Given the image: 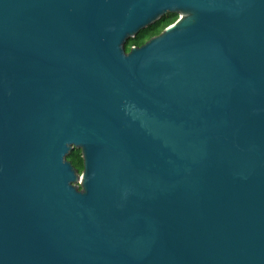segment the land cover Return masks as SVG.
<instances>
[{
    "label": "water",
    "instance_id": "1",
    "mask_svg": "<svg viewBox=\"0 0 264 264\" xmlns=\"http://www.w3.org/2000/svg\"><path fill=\"white\" fill-rule=\"evenodd\" d=\"M0 264H264V0H0Z\"/></svg>",
    "mask_w": 264,
    "mask_h": 264
},
{
    "label": "trees",
    "instance_id": "2",
    "mask_svg": "<svg viewBox=\"0 0 264 264\" xmlns=\"http://www.w3.org/2000/svg\"><path fill=\"white\" fill-rule=\"evenodd\" d=\"M177 19L178 15L176 14L166 15L164 19L145 29L144 31L139 33L135 39H132L127 46V51L129 52L133 46H142L152 37L159 35L166 27L173 24ZM68 160L80 173L84 170L83 156L81 150L76 149L71 152L68 157Z\"/></svg>",
    "mask_w": 264,
    "mask_h": 264
}]
</instances>
